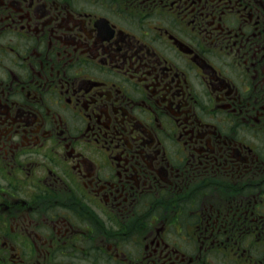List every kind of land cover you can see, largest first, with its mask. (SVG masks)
Listing matches in <instances>:
<instances>
[{
	"label": "flooded vegetation",
	"instance_id": "1",
	"mask_svg": "<svg viewBox=\"0 0 264 264\" xmlns=\"http://www.w3.org/2000/svg\"><path fill=\"white\" fill-rule=\"evenodd\" d=\"M0 264H264V0H0Z\"/></svg>",
	"mask_w": 264,
	"mask_h": 264
}]
</instances>
